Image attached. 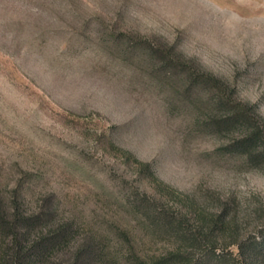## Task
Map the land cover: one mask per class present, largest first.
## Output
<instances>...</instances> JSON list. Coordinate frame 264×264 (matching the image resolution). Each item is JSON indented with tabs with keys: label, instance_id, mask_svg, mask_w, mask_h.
Wrapping results in <instances>:
<instances>
[{
	"label": "rangeland",
	"instance_id": "rangeland-1",
	"mask_svg": "<svg viewBox=\"0 0 264 264\" xmlns=\"http://www.w3.org/2000/svg\"><path fill=\"white\" fill-rule=\"evenodd\" d=\"M140 44L234 90L264 126V0H0V203L26 215L55 208L72 247L148 263L174 245L151 237L125 201L156 194L138 160L172 194L168 210L228 207L239 236L255 237L264 166L220 158L238 134L201 128L182 84L129 54Z\"/></svg>",
	"mask_w": 264,
	"mask_h": 264
},
{
	"label": "trees",
	"instance_id": "trees-1",
	"mask_svg": "<svg viewBox=\"0 0 264 264\" xmlns=\"http://www.w3.org/2000/svg\"><path fill=\"white\" fill-rule=\"evenodd\" d=\"M119 45L114 40L112 47L120 49ZM137 53L153 68L163 70V84L172 80L182 84L181 103L190 100L204 113L197 118L201 128L215 134H238L215 152L220 158H239L244 166H264V126L250 109L233 99L234 90L161 48L149 51L140 44L129 49L131 56ZM137 164L138 179L152 183L156 194L149 197L127 191L125 201L151 237H166L174 249L148 263L127 251L124 264H264V228L255 237L239 236L237 218L228 207L216 215L208 214L191 200L184 213L168 210L164 200L172 194L158 182L153 165L138 160ZM52 210L42 208L26 215L15 203L8 213L0 203V264H119L116 259L107 260L98 245L72 247L73 228L59 220L55 208ZM124 237L117 235L122 247ZM232 246L236 254L230 250Z\"/></svg>",
	"mask_w": 264,
	"mask_h": 264
}]
</instances>
